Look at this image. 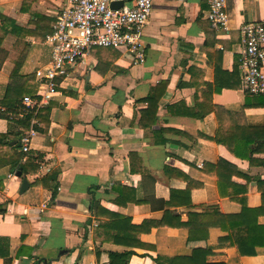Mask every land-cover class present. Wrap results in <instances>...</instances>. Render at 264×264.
Masks as SVG:
<instances>
[{"label": "crops", "instance_id": "crops-1", "mask_svg": "<svg viewBox=\"0 0 264 264\" xmlns=\"http://www.w3.org/2000/svg\"><path fill=\"white\" fill-rule=\"evenodd\" d=\"M64 2L0 0V26L5 16L28 32L30 49L20 75L32 80L25 96L38 91L35 71L51 58L45 40ZM208 8L207 0H154L142 36L144 62L134 64L123 50L94 48L89 66L71 70L46 107L48 130L46 124L37 122L38 129L31 124L28 152L17 143L18 127L0 116V134L13 127L7 146L0 147V264H110L111 254L126 251L134 253L126 264H157L158 255H189L196 248L212 251L211 262L264 264V246L254 256H241L221 240L227 233L218 227L195 240L184 226L153 227L140 235L144 245L137 248L112 243L115 232L100 229L111 214L139 225L163 221L169 208L170 216L180 218L167 217L166 223L184 224L190 212L217 208L239 214L244 206L262 205L264 95L242 90L239 59L240 27L264 20V0H227L226 31L212 28ZM35 32L45 37L39 40ZM16 43L14 34L5 37L7 58ZM97 53L106 57L100 71ZM9 59L0 67V100L14 67ZM217 80L237 87L218 93ZM160 82L167 83L166 90L156 120L145 128L141 113L155 100L149 93ZM220 131L225 145L215 141ZM10 146L22 154V164L33 159L21 177ZM54 172L57 194L49 187ZM217 176L223 177L224 197ZM24 179L29 187L21 193ZM258 222L264 224V216ZM63 250L67 254L57 260Z\"/></svg>", "mask_w": 264, "mask_h": 264}, {"label": "built area", "instance_id": "built-area-1", "mask_svg": "<svg viewBox=\"0 0 264 264\" xmlns=\"http://www.w3.org/2000/svg\"><path fill=\"white\" fill-rule=\"evenodd\" d=\"M206 18L216 31L228 30L227 0H207ZM122 2L119 8L112 3ZM154 10V0H65L45 42L51 45L49 62L35 71L38 91L25 96L23 105L35 111L46 108L59 93L71 70L89 66L88 57L96 47L123 50L134 64L146 58L142 36ZM242 90L247 95H264V20L249 21L240 27ZM32 126L37 120H32ZM31 128L22 139V151L30 149ZM15 176V173L11 175Z\"/></svg>", "mask_w": 264, "mask_h": 264}, {"label": "trees", "instance_id": "trees-1", "mask_svg": "<svg viewBox=\"0 0 264 264\" xmlns=\"http://www.w3.org/2000/svg\"><path fill=\"white\" fill-rule=\"evenodd\" d=\"M3 25L0 26V67L5 59H9L6 56L5 51L2 48V43L5 37L12 33L17 37L16 46L13 49V55L10 57V61L13 64V70L10 76V82L7 87L5 97L0 100V116L10 120L14 123L18 130L15 133L16 136H19L18 144L21 145V139L27 134L24 133L31 128L32 120L35 118L37 122L46 124L44 132L48 130L49 127V115L50 110L48 108H42L35 114L34 110L26 108L23 105V99L25 97V90L28 88V83L31 78H26L20 75V70L25 60L27 53L29 52V44H26L25 37L28 32H26L21 27L17 26L16 23L5 16L2 17ZM52 32H50L51 34ZM37 36L39 40L42 38L38 37V33H33ZM47 35V34H45ZM100 49L112 48L99 47ZM96 57L98 59L97 69L100 71L104 65H106V57L102 53H97ZM238 79V74H235V79ZM215 90L220 93L225 88L237 87L232 83H224L220 80L216 81ZM167 83L160 82L157 86L153 87L150 90L149 97L155 99L153 102L149 101L146 109L142 111V117L140 119V126L147 128L146 122L151 123L156 120V114L159 108V102L162 99ZM150 125H148L149 127ZM152 127V126H151ZM33 128L38 129V124L33 126ZM226 132V131H225ZM13 133V127L9 128L8 133L0 134V147L7 146L5 143L10 134ZM216 142L224 144V133L219 132V135L215 139ZM225 145V144H224ZM9 146V144H8ZM22 146V145H21ZM11 152L10 155H13V167L15 172H26L28 169V163H32L33 159L27 157L26 163L22 164L20 161L23 158L22 154L15 153V149L10 146ZM35 171L38 170V166ZM58 172H54L50 175L49 181L53 182L50 185V189L54 194H57L59 187V182L57 181ZM218 189L220 196L224 197L223 188V177L217 176ZM262 195V205L257 208H249L244 206L241 213L239 214H222L217 208H207L202 212H190L189 219L186 223L178 222L175 224L166 223L168 218L178 219L179 216H170V209L166 210L167 215L164 216L163 221L153 222L150 220L144 221L142 224L136 225L132 224V221L129 217H126L121 214H111V220L109 224L101 226L102 230H113L115 232L114 237L110 238L112 243L117 245H122L126 247H141L144 244L140 239V235L143 233H150L153 227H183L186 228L189 232V239H205L209 237V229L211 227H218L222 231L227 233V236L221 238V240L228 241L229 246L237 247L241 256H254L256 255V248L264 246V224H259L258 218L264 216V190L261 189ZM231 197V196H230ZM171 199L168 204L173 203ZM168 217V218H167ZM165 220V221H164ZM134 254L133 251H126L123 253H113L111 254V263L116 264L120 262L121 264H126L129 256ZM22 254L20 251L17 253V257H20ZM30 258L34 257L30 253ZM212 255V251L204 248H196L189 255H180V256H163L158 255L154 258V261L157 264H225L224 262H211L209 257Z\"/></svg>", "mask_w": 264, "mask_h": 264}, {"label": "water", "instance_id": "water-1", "mask_svg": "<svg viewBox=\"0 0 264 264\" xmlns=\"http://www.w3.org/2000/svg\"><path fill=\"white\" fill-rule=\"evenodd\" d=\"M122 5H123L122 2H116V3H112L111 6H112L113 8H119V7H121ZM21 175H22L21 172H19V173L17 174V176H19V177H21ZM28 187H29V184H28L27 180L24 179V180H23V183H22V186H21V193H23L25 190H27ZM65 254H67V251H66V250H63L62 252H60V254H59L57 260H59L60 257H62V256L65 255Z\"/></svg>", "mask_w": 264, "mask_h": 264}, {"label": "rangeland", "instance_id": "rangeland-1", "mask_svg": "<svg viewBox=\"0 0 264 264\" xmlns=\"http://www.w3.org/2000/svg\"><path fill=\"white\" fill-rule=\"evenodd\" d=\"M96 48H99V47H96Z\"/></svg>", "mask_w": 264, "mask_h": 264}]
</instances>
